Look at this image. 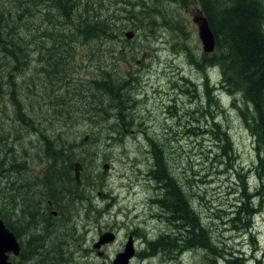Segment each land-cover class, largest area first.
<instances>
[{
  "label": "rangeland",
  "instance_id": "374dc122",
  "mask_svg": "<svg viewBox=\"0 0 264 264\" xmlns=\"http://www.w3.org/2000/svg\"><path fill=\"white\" fill-rule=\"evenodd\" d=\"M90 1H93L97 7L100 6V9L96 7L95 12L108 18L117 27V31H123V34L117 32L113 39L103 40L102 45H100V39L87 41L86 44L73 50L74 57L70 58L71 60L66 59L65 61L70 62L65 64L64 61L63 67L66 68V75H70L71 79L82 84L92 73L95 75L96 72H99L97 63L104 68L98 73L101 78L108 79V75H110L118 78L123 77L124 80H127V89L124 91L128 97L133 98V106L128 110L129 119H133L132 125L126 136H123L124 140L116 142L114 140L118 139H113V134H109L108 137L104 125H109L107 121L102 123L94 119L89 121L86 116L83 118L79 115L69 118L63 114V111L61 114L57 108L55 112L49 109L50 98L44 94L47 98L44 97L40 100L38 96L44 92L37 85L39 80L34 78L36 85L28 91L25 102L27 100L33 104L35 110L33 115L35 120L40 122L38 127H43L48 133L54 134L56 138L64 140L67 145L71 146L75 161L79 162L81 169L84 166L83 171L86 174L84 181L93 179L92 183H95V186L87 190L86 194L97 210L90 212L89 218L81 214L83 219L87 220L85 232L83 228L85 221L80 218V221L76 223L77 230H71L70 226L68 227V224L71 223L69 222L65 228L55 229L49 235L45 233V245L41 249L43 255L36 256V258L33 255L29 256L23 264H41V262L56 264L57 261L64 264L61 262L63 254L67 259L65 264H117L114 263L115 254L124 249L129 238L133 239L134 251L138 256L135 254L128 264H169L166 261L169 257L162 252H156L154 246H147L145 241L146 237L147 241L157 239L155 237L159 229L170 231L171 227L162 224L158 219L154 220L157 210L161 208L159 205L150 204L153 197L164 198L163 182L155 179V184L152 183L151 186L142 183V180H148L144 170L147 168L146 164L151 162V157L148 160L145 157V152H149L146 136H152L160 144L158 146L166 148L164 154L168 167L175 171L174 173L185 186L184 191L188 194L186 196L189 200L188 210H192L193 207L198 212L202 223L207 226L218 247L217 258L211 255L216 264H226L220 258L221 254H224L227 259L235 261H242L241 257L243 256L245 264H264V217L260 214L249 218L243 213L233 215L239 205L242 191L237 172L247 176L251 188H254L258 179L254 170L256 152L253 139L237 109L242 105L240 97L235 95L236 100L233 102L231 96L226 101L225 96L222 95L220 99L221 103L225 104H222V107L226 111L213 112L214 116L211 117L197 111L184 113L186 109L192 107H189L187 103L190 95L182 94L183 102L178 105V109L180 106L182 112L181 118H178V125L172 121L173 128L176 129L165 128L162 123L165 115L162 113L160 104L161 100L168 98L161 94L162 89L165 88L170 98L173 97L175 93L171 90L173 86L171 80L175 81V78H178L180 74H186L202 82V79H199L197 75V69L189 64L185 52L174 45L180 40L186 39L192 51L197 55L203 53L196 24L192 21V16L198 12V8H194L190 4L184 6L173 0H161L158 2V6L164 9L165 23L170 25L168 23L170 19H176L184 24V28L180 23L179 31H177L176 25L174 28L157 25L154 35L150 36L151 33L148 29H138L128 22L129 14L123 9L124 0ZM114 1L118 3H114ZM155 3L153 0V5ZM161 13L163 14V11H160ZM160 14L157 15L159 19H161L159 16H162ZM147 20L148 17H145L144 23ZM162 20L164 21V19ZM128 31H135V36L132 39L125 35ZM148 40H150V44L146 48ZM98 49L100 51H97ZM71 52L69 49V53ZM65 54L64 51L62 57L66 56ZM131 56L134 58L131 59ZM30 58L31 68H40L36 65L38 55L33 53ZM175 66H178L177 71L173 70ZM4 67L8 66H1L0 72L4 71ZM165 68L170 78L167 79L165 75L161 82V73H165ZM174 74H177V77L174 78ZM20 75H17V80H20L21 83L20 89L27 92L26 84L32 78L29 73ZM211 75V79L218 80L217 70H213ZM170 81L171 83H169ZM39 83L41 84L40 81ZM181 85L186 89L190 88V86H184V82ZM35 93L39 94L35 96ZM126 103L129 107L128 101ZM214 122L218 123L220 129L225 130L229 136L231 152L228 151L227 155L219 147V144H223L224 140L216 142L214 133L209 132ZM191 125L195 129V133L187 131V127ZM201 130L206 131L202 132ZM33 132L19 126V123L14 121L8 96L0 90V136L4 139L9 137L8 145L4 139V141H0V160L4 158L6 151L13 149L12 153H7V163L4 165V169L8 168L10 163L14 162L15 165L24 160L26 168L21 167L20 169L24 176L28 177L27 166L29 169H39L43 165L42 160H48L43 156V144L38 142L37 136ZM148 154L151 155V152ZM153 159L152 163L155 164L154 156ZM9 173L12 180L18 176L15 172L3 171L0 165V218L4 221L2 217L4 216L6 220L9 218L10 221L17 222L18 217L19 221L26 223L27 220H23L19 206L13 207L11 190L7 188V183L2 178ZM154 173L163 177V171H159L158 168ZM103 176L105 182L102 180ZM20 177H23V174ZM13 181H15V185L23 182L19 178ZM65 186L74 185L68 183ZM21 194L28 197L27 191L19 193V197ZM126 194L131 195L126 197ZM83 195L86 201H82L84 204L78 207V210H86L89 203L87 195L84 193ZM165 201L169 203V197ZM109 202L110 204H108ZM75 203L76 206H80V201H75ZM68 213L74 212L68 210ZM238 216L240 219H235ZM110 226L116 228L117 236L113 242H106L108 246L105 254L96 256L95 252H88L99 228L105 230ZM23 227L26 231L22 230L19 235L20 243H24L31 233L34 235L43 233L41 226L30 230V232L26 229L25 224ZM68 232H71V235H66ZM71 236L72 238H70ZM65 240L69 241L67 246L64 243ZM100 246L101 244L97 248ZM55 249L61 254V257L58 255L59 257H55V260L50 257L45 258L46 254H51V251ZM63 250L65 253L61 252ZM210 251L208 250L207 253ZM146 252L150 256L141 258L139 254L145 255ZM26 253L29 254V251ZM201 256L202 252L200 251L183 250L178 255L176 264H209L207 260L204 262ZM209 257L207 256L208 260ZM87 261L89 262L86 263ZM20 262L21 260H17V264Z\"/></svg>",
  "mask_w": 264,
  "mask_h": 264
},
{
  "label": "trees",
  "instance_id": "16d2710c",
  "mask_svg": "<svg viewBox=\"0 0 264 264\" xmlns=\"http://www.w3.org/2000/svg\"><path fill=\"white\" fill-rule=\"evenodd\" d=\"M173 1L184 6L190 4V6L200 9L208 20L216 42L214 51L199 55L192 51L186 39L174 44L185 52L189 64L197 69V75L199 79H202V82L186 74H180V79L179 77L175 78L177 74H174L176 80H171L173 82L171 90L175 93L173 94L175 98H170L165 88L161 93L164 94V97L168 96L167 99H163L161 105L169 110L168 117L162 123L165 128L176 129L173 128L172 121L178 125V118L180 119L182 114L178 105L182 104L183 95H190L187 103L189 107H192L186 109L184 113L197 111L211 117L214 116L213 112L226 111L222 107L224 103H221L220 97L214 96L211 90L220 87L228 97L231 96L233 102L236 100L235 95H238L242 101V105L237 107L239 115L253 139L256 152L254 170L258 179L254 188H251L247 176L237 172L242 191L239 205L233 215L243 213L249 218L260 214L264 217V0ZM154 2L156 3L153 5V0L151 2L148 0H124L123 9L129 14L128 22L138 29H148L151 33L150 36L154 35L157 25L170 28H174L176 25L177 31H179L180 23L184 28V24L176 19H170L168 22L170 25H167L164 9L158 6V2L161 0H154ZM114 3L118 2L114 1ZM94 4L90 0H0V67L8 66L0 72V90L8 96L14 121L18 122L19 126L34 131L33 134L37 136L38 142L43 144V156L54 162L45 172V178H55L65 185L72 183L71 168L76 158L71 146L67 145L64 140L56 138L54 134L48 133L43 127H38L40 122L38 123L33 115L35 113L33 104L27 100L25 102L28 91L36 85L34 78L41 82L40 84L38 81L37 85L44 92L38 96L40 100L46 97L44 94L50 98L49 109L55 112L57 108L61 114L63 111V114L69 118L79 115L83 118L86 116L89 121L93 119L99 123L107 121L109 125H104L108 137L109 134H113L112 138L118 139L114 140L116 142L124 140L123 136L125 137L129 132L133 120L129 119L128 113V110L133 106V98L128 97L124 91L127 89V80H124L123 77L118 78L110 75H108V79L101 78L98 73L104 68L97 63L99 72H96L95 75L92 73L82 84L71 79L70 75H66V68L63 67L66 59L71 60L70 58L74 57L73 50L86 44L87 41L100 39V45H102L103 40L113 39L117 32L123 34V31H117V27L108 18L95 12L97 6ZM97 9H100L99 5ZM160 11H163V14H160ZM158 14L162 15L159 16L161 19L157 17ZM145 17H148V20L144 23ZM149 44L150 40L147 41L146 48ZM69 49L72 51L71 53H69ZM64 51L66 56L62 57ZM33 53L38 55L36 65L40 68H31L30 55ZM130 58L133 59L134 56ZM68 62L70 61H65V64ZM173 70L177 71L178 66H175ZM213 70L219 72L217 75L220 74L219 84L216 78L211 79ZM27 73L33 83L32 80H29L30 82L26 84L27 92H24L20 89L21 83L20 80H17V75ZM165 75L167 79L170 78L166 68L165 73H161V82ZM22 80H24L23 77ZM183 82L184 86H190V88H184L181 85ZM25 83L24 81L23 84L25 85ZM62 84L63 87H61ZM60 89L62 90L60 91ZM38 94L35 93V96ZM55 97L57 99H54ZM126 101L130 104L129 107H127ZM171 109L173 110L171 111ZM187 131L195 133L192 125L187 127ZM209 132L214 133L216 142L224 140L223 144H219L223 153L227 155L228 151L231 152L229 136L225 130L220 129L218 123L214 122ZM116 134L119 136L116 137ZM3 139L4 137L0 136V141L5 140L8 145L9 137ZM146 142L152 147L155 158L151 176H153L154 182L155 179L163 182L162 191L165 187L164 198L153 200L161 208L157 210L154 220L158 219L162 224L172 227H170V231L159 229L156 232L155 238L157 239L147 241L146 238V245H153L156 252H162L169 257L166 260L169 264H176L178 255L183 250L200 251L202 252L201 259L204 262L207 260L209 264H216L211 255L217 258L218 247L212 239L209 229L202 223L198 212L193 207L192 210H188L189 200L186 198L188 194L184 191L185 186L176 176L175 171L168 167L164 154L166 148L158 146L160 144L152 136H146ZM12 151L13 149H9L5 152L4 158L0 160V165L3 171H12L18 174L13 180L19 178L23 182L15 185L10 173L2 178L7 183V188L11 190L13 207L19 206L23 220L30 218L32 222L37 216L34 215L35 210L26 209L29 198L25 194H21L20 197L18 195L21 192H26L27 177L20 169L21 167L25 169L24 160L15 165L14 162L10 163L8 168H3L7 163V153H12ZM157 168L159 171H163V177L155 175L154 172ZM22 174L23 177H20ZM85 175H83L84 179ZM104 178L103 176V181ZM76 194V198L81 197L83 201L85 200L83 193L76 191ZM167 197H169V203L165 201ZM2 217L7 223L6 225L16 235L19 231H26L23 229L24 223L21 221L16 225L9 218L6 220L4 216ZM235 219H240V217H235ZM26 229L30 232L36 228L33 225ZM52 232L54 230L50 228L43 233L29 234L26 243H28L27 248L30 251L29 254L25 251L21 253L20 264H23L29 256L33 255L36 258V256L43 255L41 249L45 245V233L49 235ZM208 250L211 251L207 253ZM61 252L63 253V251ZM58 255L61 257V254L55 249L51 251V254H46L45 258L50 257L55 260V257H59ZM139 255L141 258L150 256L147 252L145 255ZM207 256L211 258L209 257L208 260ZM220 258L226 264H245L246 262L243 256L241 257L242 261L227 259L224 254H221ZM61 262L66 263V260L61 258ZM41 264L43 263L41 262ZM56 264H60L59 261Z\"/></svg>",
  "mask_w": 264,
  "mask_h": 264
},
{
  "label": "flooded vegetation",
  "instance_id": "af4514ba",
  "mask_svg": "<svg viewBox=\"0 0 264 264\" xmlns=\"http://www.w3.org/2000/svg\"><path fill=\"white\" fill-rule=\"evenodd\" d=\"M151 152L150 150H148ZM147 152V153H149ZM152 155V152H151ZM43 165L39 169L31 168L27 166V185H26V191L28 194L29 201L27 203V210H35L34 215L37 216V218L31 222V219L29 218L25 224L26 228L33 226L37 229L41 225V229L43 231L47 229H62L65 228L68 224V227L70 226L71 230H77L76 229V223L80 221V218L83 219L81 214H83L84 217L89 218L90 212H93L94 210H97L96 207L91 203L90 197L88 194H86V191L90 188L95 186V183H92V178H90L88 181H84V178L80 177V183H77V181L74 178L73 173V167L71 168L73 180L72 184L74 186H65L64 183L57 181L55 178L46 179L45 178V172L49 168L51 164L54 162L51 160H42ZM60 162V161H59ZM26 168V167H25ZM82 172L84 170V166H82ZM85 177V176H84ZM79 186V187H78ZM77 189V190H76ZM76 191L84 193L89 198V203L86 206V210H78V207H81L84 203V201L81 199V197L76 198L77 194ZM80 201L79 205L75 203ZM59 199V200H58ZM105 199V198H103ZM83 201V202H82ZM110 204V202L108 203ZM68 210H72L74 213L69 214ZM35 218V217H34ZM85 218V223L83 224L84 232L86 231V223L87 220ZM19 222V218L17 217V222ZM31 222V223H30ZM116 228H113L110 226V228L103 230L102 228H99L96 237L93 238L91 243L90 251L88 252H95L96 256L99 254H105L106 247L108 246L107 243L101 244L99 248L95 246L97 244V240H100V237H102L103 234L108 233L112 231L115 234V239L117 236V233H115ZM22 231H19L17 235H20ZM65 235V234H64ZM66 235H71V232L66 233ZM129 235V234H128ZM127 235V236H128ZM83 236V234H82ZM72 238V236L70 237ZM66 246L69 244V241H64ZM22 247L20 248V253L16 256L10 255V259L12 261V264H17V260H21L22 256L21 253L23 251H30L28 249V243L26 241L22 243ZM65 253V250H63ZM104 256V255H103ZM62 259L66 260V257L63 255ZM25 260L24 262H26ZM87 261L86 263H88ZM65 264V263H64ZM95 264V263H91ZM98 264V263H96Z\"/></svg>",
  "mask_w": 264,
  "mask_h": 264
},
{
  "label": "water",
  "instance_id": "95a60500",
  "mask_svg": "<svg viewBox=\"0 0 264 264\" xmlns=\"http://www.w3.org/2000/svg\"><path fill=\"white\" fill-rule=\"evenodd\" d=\"M192 20L197 25L198 30V37L202 44V49L205 53H209L214 50L215 46V37L214 34L209 26L207 18L201 13L198 12L194 14ZM133 31H128L125 35L128 38L133 36ZM81 165L79 162H75L74 164V178L77 180V183H80L79 176H80ZM113 240L112 233H105L100 237L95 246H99L100 244L110 242ZM20 252V245L17 240L16 235L14 232L6 226L3 219L0 218V264H12L9 260V255H18ZM135 251L133 247V239L129 238L126 242L124 249L116 254L114 259V263L117 264H128L129 260L134 256Z\"/></svg>",
  "mask_w": 264,
  "mask_h": 264
}]
</instances>
